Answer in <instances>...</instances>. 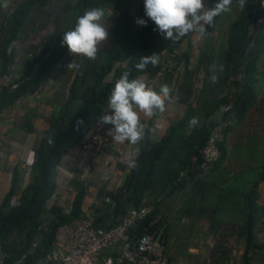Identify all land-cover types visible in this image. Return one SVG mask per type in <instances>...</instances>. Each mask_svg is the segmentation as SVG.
I'll return each instance as SVG.
<instances>
[{"label": "trees", "instance_id": "16d2710c", "mask_svg": "<svg viewBox=\"0 0 264 264\" xmlns=\"http://www.w3.org/2000/svg\"><path fill=\"white\" fill-rule=\"evenodd\" d=\"M135 2L12 0L6 10L7 0H0V114L23 96L41 90L53 75L62 77V84L51 98L53 110L46 118L44 136L27 168L14 167L10 189L0 203V244L10 255L6 264L21 256H25L21 264L42 260L52 251L58 230L84 216L85 186L75 179L71 184L76 193L69 211L56 203L48 206L61 158L80 143L85 127L108 107V94L124 71H130L129 79L154 76L161 68L162 52H171L181 42L164 39L145 16L143 1ZM216 2L206 0L209 7ZM134 4L136 8H132ZM235 5L225 45L217 49L213 42L219 15L214 25L207 27L208 35L200 43L193 69L183 74L193 82L202 81V87H194L192 93L194 106L188 104L182 118L172 121L159 141H152L146 130L136 156L137 167L119 164V169L125 171L123 183L114 191L99 190L98 201L90 207L94 227L117 225L129 210L150 206V213L128 233L132 237L156 235L163 244L169 237L167 232L182 217L195 220L207 216L212 240L209 264H264V168L233 167L241 164L227 156L235 155L239 148L225 144L227 134L242 122L250 103L258 98L255 83L259 77L264 79V70L260 69L264 64V0H247L244 10ZM96 7L105 10L102 22L108 40L99 46L95 60L68 58V49L61 43L63 34L74 29L77 18L85 11ZM33 14H40L39 22ZM137 19L145 20L146 25L137 27ZM257 20L261 21L258 28ZM192 37L189 33L185 49L172 59V69L163 73L158 87L163 81L170 85L181 62L190 64ZM14 43L20 48L14 49ZM153 53L159 56V63L149 65L143 72L136 70L135 62ZM72 60L79 68H68ZM219 65H223V71L216 73L218 80L213 83L210 76ZM6 76L10 78L4 84ZM176 86L172 85V94ZM227 106L233 109L222 111ZM262 106L264 100L258 102L256 111H261ZM33 116L30 112L22 117V127L27 132L33 131ZM192 117H197L200 124L189 129ZM217 128L221 138L216 142V157L208 164L202 149ZM222 168L238 171L220 173ZM204 169L218 170L214 180L219 181L209 185L208 175L201 174ZM24 176L27 183L22 187ZM13 197L18 200L16 206L10 205ZM173 206L176 213L171 222L166 211ZM215 214L232 220L220 221L212 217ZM233 243L241 244L238 258ZM164 253L175 262L165 250Z\"/></svg>", "mask_w": 264, "mask_h": 264}, {"label": "crops", "instance_id": "0c3cea01", "mask_svg": "<svg viewBox=\"0 0 264 264\" xmlns=\"http://www.w3.org/2000/svg\"><path fill=\"white\" fill-rule=\"evenodd\" d=\"M199 43H201V41ZM261 78L262 77H259L257 83H255L256 92H258V98L254 101L256 104H258L261 100H264L262 94L260 93V85L263 82H261ZM61 79L62 77L53 75L41 90L33 94L23 96L16 102L15 105L0 114V203L10 189L14 167L16 165H20L22 168H27L33 158L34 151L38 148L39 142L44 136L48 127L46 118L53 110L52 103L54 100L52 101L51 98H53L52 96L55 94L56 89H58L62 84ZM164 83L167 84V82L164 81L161 84ZM173 84H177L175 91L172 94V96L176 99L174 103L168 104L164 113L152 118L144 117L143 114H141L142 122L145 123L148 128L156 129L155 135L149 132V137L154 142L160 140L172 121L182 118L187 110V105L192 103V93L195 87V81L193 82V80H189L186 76L179 77L177 80V78L173 76L169 86L172 87ZM189 91H191V93L188 96ZM192 105L194 106L193 103ZM30 112L34 115L32 121L33 131L27 132L22 127V117ZM95 121L96 118L85 127L83 137L90 133ZM237 126H235L232 131L227 134L225 140L226 146L230 145V139ZM111 127L112 125L104 124L100 128V135L104 138L103 146L100 152L87 156L84 152H82L78 144L61 158V161L56 168L55 182L57 179H62L64 181L63 187L58 190L59 205L63 207L64 211H69L76 193V188L71 184L74 179L83 183L85 186V197L82 202V211L85 214L90 211V207L98 201L100 189L114 191L123 183L125 179V171L119 169L115 158V150L120 144L114 143L112 141V137L108 135V130ZM128 147L131 151L136 152V156L140 153V143L135 146L128 144ZM223 171H227L226 173H235L238 169L222 168L220 173ZM217 173H219L218 170L210 171L204 169L201 174L208 175L207 181L209 182V185H212L213 181L215 182L218 180H214L216 179L214 177H216ZM26 183L27 178L24 176L22 187H25ZM174 206L169 212L166 211L169 216L168 221L171 222L176 213V206ZM212 217L220 221L232 220V218L227 219L221 214H215ZM207 222V216L206 218L199 217V219L195 220L188 217H182L179 221V223L182 224L181 227H184V231L182 232L183 234H209ZM176 223H178V221ZM72 225L66 227L70 228ZM167 234H170V230ZM240 245V243L236 244V248L234 247V249L240 248ZM162 246L166 254H168L167 242H163ZM188 251L191 254L198 253V246H189ZM238 253L240 254V251ZM234 255L238 258L235 250ZM175 263L196 264L189 260L186 263H180L177 260ZM199 263L209 264L208 257L206 256L205 259Z\"/></svg>", "mask_w": 264, "mask_h": 264}, {"label": "clouds", "instance_id": "9594fccd", "mask_svg": "<svg viewBox=\"0 0 264 264\" xmlns=\"http://www.w3.org/2000/svg\"><path fill=\"white\" fill-rule=\"evenodd\" d=\"M232 3L233 0H217L214 6L209 7L205 0H143L145 16L154 22L156 26L154 30L158 31L164 39L178 42L189 33H195L198 43L206 39L207 27L214 25L217 16L231 11ZM236 3L240 10H244L247 0H236ZM104 17L105 10L102 7L85 11L77 18L74 29L63 34L62 46H66L72 56L95 60L99 46L108 40L109 36L102 22ZM136 23L146 25L143 19H137ZM199 49L200 43L198 53ZM163 53L166 52L161 54L160 65L163 63ZM158 63L159 56L153 53L140 57L134 66L136 70L143 72L149 65L156 66ZM79 66L72 60L68 68H79ZM222 71L223 65L217 66L216 71L210 76L211 82H217L216 73ZM183 74L174 73L173 76L178 80ZM129 77L130 71H124L115 81L107 97V108L110 109L111 114L103 115L100 123L112 125L108 135L112 137L114 143L135 146L145 138L146 130L153 135L156 132L155 128H148L142 122L141 114L147 118L158 116L164 113L168 104L174 103L176 98L172 96L173 90L166 83L154 89L147 83L150 78L147 75L135 79H129ZM197 82L202 84V81L198 79L195 82V88ZM199 124L197 117H192L188 122L189 129L196 128ZM128 167L130 169L137 167L135 151L129 155Z\"/></svg>", "mask_w": 264, "mask_h": 264}, {"label": "built area", "instance_id": "2783aa9c", "mask_svg": "<svg viewBox=\"0 0 264 264\" xmlns=\"http://www.w3.org/2000/svg\"><path fill=\"white\" fill-rule=\"evenodd\" d=\"M10 4L11 0H7ZM261 22L257 21L255 27H260ZM191 44L193 45V53L190 58V64L185 62L179 64L176 74H183L186 70H192L194 63L198 57L199 43L197 34L192 33ZM188 41V35L182 38L178 45H175L171 52L163 53L164 59L161 69L147 81L149 86L156 89L160 79L165 71L171 70L172 59L178 58ZM175 44V43H174ZM13 48H20V45L14 43ZM10 76V75H9ZM9 76H6L2 83L7 84ZM200 82L196 83V88H201ZM233 108L231 106L224 107L222 111ZM105 114H111L110 109H105L96 121L90 133L82 138L79 146L87 156H91L100 152L104 138L100 135V128L104 124L100 123V118ZM226 123H223L225 126ZM219 128L213 130L208 137L207 144L202 149L203 159L211 164L217 152L216 142L220 140L221 134ZM131 149L128 144H120L115 150V158L117 164L128 166L129 155ZM28 174V172H27ZM55 192L52 196L51 203L59 204V189L63 187L64 181L57 179ZM18 204L17 198L10 200L11 206ZM151 211L150 206H141L129 210L126 216L117 225L111 224L110 229L105 226L96 228L93 226V211L90 210L84 216L77 220L69 230L65 231L61 236L56 235V242L51 252H49L42 260L36 261L34 264H176L168 259L164 253L163 244L160 242L159 236L143 234L137 237L130 236L129 229L134 226L138 220L145 218ZM66 227V226H65ZM63 228V227H62ZM10 255L4 251L0 244V264H6ZM25 260V256L11 262L10 264H21Z\"/></svg>", "mask_w": 264, "mask_h": 264}, {"label": "rangeland", "instance_id": "374dc122", "mask_svg": "<svg viewBox=\"0 0 264 264\" xmlns=\"http://www.w3.org/2000/svg\"><path fill=\"white\" fill-rule=\"evenodd\" d=\"M135 1V4H137V1L142 2L143 0ZM235 3V0H233L231 11L220 15L217 28L215 32L212 33L214 46L217 49L220 46L225 45L228 27L234 18V7H236ZM135 4L132 6V8H136ZM8 8L9 5L4 6V9L7 10ZM131 11H133V9ZM33 16L35 20L39 22L40 14H33ZM137 25V27H139V24ZM37 41H39V37ZM69 56L73 57L70 54ZM260 69L264 70V64L261 65ZM261 82L262 84L260 85V93L264 98V79H262ZM256 107V102L250 103L249 109L247 110L244 119L237 126L230 139V146L235 144L239 148V151L235 153V155H228V160L241 164L232 165L233 167L248 165L253 167L260 166L264 168V108L262 106L261 111H256ZM240 139H242L241 143H239ZM226 166H228V163L226 164ZM259 169L262 172V169ZM257 172H259L258 169ZM181 225V223H175L172 225L169 237L166 241L168 249L167 253L169 256L175 258V261L178 260L180 263H186L189 260L192 263L200 264L199 262L204 260L205 257L208 256L209 248L212 243V240L209 237L210 235L183 234L182 232L184 231V227H181ZM67 230H69V228L67 227L61 228L58 232V236L60 237L61 234H63ZM192 245H195V247L198 246V253L191 254L188 251V247ZM239 250H242L241 245L240 248L235 249L237 256L239 254Z\"/></svg>", "mask_w": 264, "mask_h": 264}, {"label": "water", "instance_id": "95a60500", "mask_svg": "<svg viewBox=\"0 0 264 264\" xmlns=\"http://www.w3.org/2000/svg\"><path fill=\"white\" fill-rule=\"evenodd\" d=\"M111 224H109V225H107V226H105V229H110L111 228Z\"/></svg>", "mask_w": 264, "mask_h": 264}]
</instances>
